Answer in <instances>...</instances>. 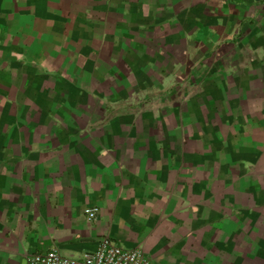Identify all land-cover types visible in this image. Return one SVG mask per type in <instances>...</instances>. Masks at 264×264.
Returning a JSON list of instances; mask_svg holds the SVG:
<instances>
[{
  "label": "crops",
  "instance_id": "crops-1",
  "mask_svg": "<svg viewBox=\"0 0 264 264\" xmlns=\"http://www.w3.org/2000/svg\"><path fill=\"white\" fill-rule=\"evenodd\" d=\"M105 236L264 264V0H0V264Z\"/></svg>",
  "mask_w": 264,
  "mask_h": 264
},
{
  "label": "built area",
  "instance_id": "built-area-1",
  "mask_svg": "<svg viewBox=\"0 0 264 264\" xmlns=\"http://www.w3.org/2000/svg\"><path fill=\"white\" fill-rule=\"evenodd\" d=\"M89 221H96L100 210L97 207L86 208ZM26 264H153L144 248H126L115 243L111 237L100 239L95 251L84 252L79 256L63 254L59 248L48 252H38L26 259Z\"/></svg>",
  "mask_w": 264,
  "mask_h": 264
}]
</instances>
